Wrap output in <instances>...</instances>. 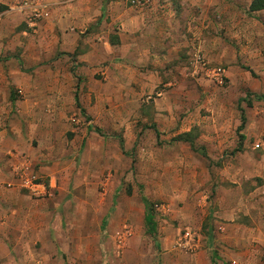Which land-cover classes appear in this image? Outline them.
<instances>
[{
  "label": "rangeland",
  "instance_id": "obj_1",
  "mask_svg": "<svg viewBox=\"0 0 264 264\" xmlns=\"http://www.w3.org/2000/svg\"><path fill=\"white\" fill-rule=\"evenodd\" d=\"M107 1L95 0L97 18L72 29L66 20L81 14L59 12V0H0V128L15 125L24 155L16 167L49 186L36 198L60 219L57 227L51 219V236L59 233L50 250L67 264H264V99H253L264 93V49L256 55L250 38L242 47L226 38L234 47L219 61L194 46L172 85L144 95L108 90L122 85L127 64L105 59L117 33L101 23ZM197 51L221 82L192 75ZM71 92L85 112L75 101L69 108ZM245 96L250 106L239 102ZM186 131L194 149L178 137ZM186 229L197 236L193 250L177 244ZM219 248L239 257L226 263Z\"/></svg>",
  "mask_w": 264,
  "mask_h": 264
},
{
  "label": "crops",
  "instance_id": "obj_2",
  "mask_svg": "<svg viewBox=\"0 0 264 264\" xmlns=\"http://www.w3.org/2000/svg\"><path fill=\"white\" fill-rule=\"evenodd\" d=\"M251 2L252 0H137L132 3L129 0H108L101 23L117 25L115 43L106 39V44L116 49L112 53L116 56L108 54L105 59L111 65L110 59L119 57L127 64L122 85L108 90H129V95H144L159 90L160 85H172L177 77V66L183 62L181 54L194 46L202 49L207 58L215 57L221 61L228 55V49L234 47L230 42L242 47V39L250 38L256 48V55H262L264 7L251 10ZM93 3L95 0H59L56 9L64 13L69 11L68 6H73V11H69V14L74 11L81 14L80 19L68 17L66 20L70 28L74 29L77 25L88 24L97 18L99 13L92 6ZM230 35L235 37V41ZM226 38H230L229 43ZM233 51L234 54L229 55L230 61L237 57L236 51ZM78 59L87 63L92 60L90 53L79 54ZM120 68L122 70L121 66ZM174 89L176 87L168 90ZM74 96L75 92H71L69 97H65L69 108L75 101ZM77 96L80 102L81 96ZM66 109L65 106V113ZM155 109L158 110V106ZM0 121L4 123L2 116ZM16 131L15 125L0 128L1 263L67 264L60 255L59 248H49L51 241L58 240L59 233L55 232L51 236V219L53 218V225L56 227L60 225V219L56 218L54 210L49 209L48 203L34 197L24 186L27 176L34 175L32 170L16 167L18 160L21 167L24 163L23 149L18 146V140L22 136ZM25 146L29 147L27 142ZM44 214L48 216H45V222L42 221ZM235 238L229 236L227 242ZM36 243L39 248H35ZM239 254V251L219 248L218 256L228 263L236 261Z\"/></svg>",
  "mask_w": 264,
  "mask_h": 264
},
{
  "label": "built area",
  "instance_id": "obj_3",
  "mask_svg": "<svg viewBox=\"0 0 264 264\" xmlns=\"http://www.w3.org/2000/svg\"><path fill=\"white\" fill-rule=\"evenodd\" d=\"M132 3L137 2V0H129ZM192 75H198L202 74L206 78L208 77L209 79L216 80V82H221L222 78L219 72H216L213 69L206 68L205 66V61L200 54V52H195L193 53V58H192ZM158 95L161 94V92H157ZM36 176L31 175L27 176L26 182H25V187L29 190V192L34 196V197H44L50 193L49 191V186L45 182L41 181H36ZM197 236L195 233H193L190 229L184 230L183 234L181 237H179L177 244L183 248H186L188 250H193L197 246Z\"/></svg>",
  "mask_w": 264,
  "mask_h": 264
},
{
  "label": "trees",
  "instance_id": "obj_4",
  "mask_svg": "<svg viewBox=\"0 0 264 264\" xmlns=\"http://www.w3.org/2000/svg\"><path fill=\"white\" fill-rule=\"evenodd\" d=\"M264 7V0H252L251 4H250V9L251 10H256V9H260V8H263ZM111 43H115L114 39L111 38L109 40ZM250 95V93H247L246 96ZM243 97V98H240L239 99V102L240 101H245L246 104L248 106L251 105V102H252V99L251 98H246ZM75 103H76V106L82 111V112H85L84 111V108L81 106L80 102H79V99H78V96L77 94L75 93ZM253 99H257V100H261V99H264V93H261V94H258V93H254L253 94ZM238 102V103H239ZM239 109L241 111V115H240V124L238 125L237 127V132L239 133L238 134V138H239V147L241 146V143H242V140L244 138V135L241 133L242 129L244 128L245 126V122H246V117H245V114H244V110L243 108L239 105ZM155 127V126H153ZM156 131V134L158 135V130H155ZM191 132L189 131H186V132H182L181 134H179V139L181 140H184V141H187L191 148L194 149V138L192 139L191 138ZM142 199V202L144 204V207H145V212H144V223H145V226H146V230L153 234L156 232V221H155V218H154V213H153V210L151 208V203L150 201L148 200V198L146 196H142L141 197Z\"/></svg>",
  "mask_w": 264,
  "mask_h": 264
}]
</instances>
